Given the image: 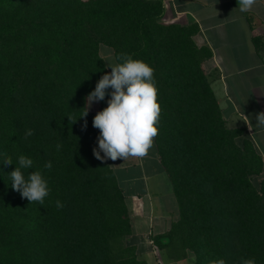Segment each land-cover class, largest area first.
Masks as SVG:
<instances>
[{"label": "trees", "instance_id": "obj_1", "mask_svg": "<svg viewBox=\"0 0 264 264\" xmlns=\"http://www.w3.org/2000/svg\"><path fill=\"white\" fill-rule=\"evenodd\" d=\"M163 14V0H0V264H148L127 243L131 210L114 171L93 155V119L112 91L88 105L109 73L101 46L116 64L127 54L154 69V141L178 208L154 246L175 262L264 264V158L245 128L227 126L198 27L161 24ZM21 155L33 160L25 178L47 181L43 205L12 188Z\"/></svg>", "mask_w": 264, "mask_h": 264}, {"label": "crops", "instance_id": "obj_2", "mask_svg": "<svg viewBox=\"0 0 264 264\" xmlns=\"http://www.w3.org/2000/svg\"><path fill=\"white\" fill-rule=\"evenodd\" d=\"M160 23L196 25L195 45L212 56L202 64L228 127L245 128L264 158V0L240 12L237 0H163ZM97 136L100 130L96 128ZM131 210L132 235L127 243L148 264L157 250L161 264H179L154 246L152 237L165 234L178 218L170 180L153 147L143 158L106 159ZM153 264V263H152Z\"/></svg>", "mask_w": 264, "mask_h": 264}, {"label": "clouds", "instance_id": "obj_3", "mask_svg": "<svg viewBox=\"0 0 264 264\" xmlns=\"http://www.w3.org/2000/svg\"><path fill=\"white\" fill-rule=\"evenodd\" d=\"M239 11L244 13L252 9L257 0H237ZM122 63L110 64L111 72L104 74L96 84L95 90L88 94L87 103L102 101L107 90L110 92L108 106L98 112L93 119V127L100 130L98 149L93 148V155L98 160L118 158L127 160L129 157L143 158L153 147V138L158 135L157 123L160 116V104L157 102V87L153 77L154 69L142 60H134L130 55L121 54L117 57ZM86 111L83 116L86 117ZM69 120L71 117H68ZM257 126L264 127V112L256 116ZM87 124L85 121L84 127ZM33 135V130L25 132V139ZM61 146L57 145V150ZM103 152V156L101 155ZM5 165H11L10 157L4 159ZM19 167L9 175L12 188L30 203H44L49 195L47 181L40 171H32L25 178L22 169H31L33 160L24 155L18 158ZM51 162L45 168L51 169ZM57 208L63 204L56 201ZM210 264H226L224 259L213 260ZM241 264H255L254 258H241Z\"/></svg>", "mask_w": 264, "mask_h": 264}, {"label": "rangeland", "instance_id": "obj_4", "mask_svg": "<svg viewBox=\"0 0 264 264\" xmlns=\"http://www.w3.org/2000/svg\"><path fill=\"white\" fill-rule=\"evenodd\" d=\"M85 1V0H84ZM100 54L103 57L105 63H106V67L110 64H116L113 54H112V50L109 47L106 46H101L100 47ZM109 73L111 72V68L107 67ZM151 261L153 259V262H151V264H161L160 262V257H159V253L157 250L153 249V251H151ZM179 264H194V259L192 256L188 257L187 259L183 260L182 262H180Z\"/></svg>", "mask_w": 264, "mask_h": 264}]
</instances>
